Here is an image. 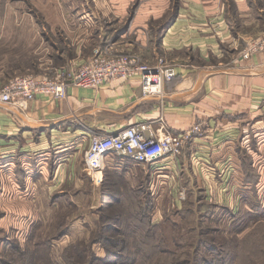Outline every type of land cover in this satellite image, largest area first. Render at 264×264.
Wrapping results in <instances>:
<instances>
[{
    "label": "crops",
    "instance_id": "0c3cea01",
    "mask_svg": "<svg viewBox=\"0 0 264 264\" xmlns=\"http://www.w3.org/2000/svg\"><path fill=\"white\" fill-rule=\"evenodd\" d=\"M13 1L3 0L0 13V90L28 72L53 75L70 55L41 21L52 33L57 26L65 32L73 53L68 62L82 60L81 49L94 36L91 30L80 36L82 4L72 1V14L59 10L41 19L10 13ZM186 2L162 37L176 75L159 92L144 93L140 73H134L98 87L69 85L64 98L39 94L24 107L0 101L1 209L9 206L6 200L47 195L50 202L69 186L81 191L91 181L84 168L91 136L137 122H149L159 135L182 133L195 123L203 131L180 154L155 164L108 156L100 173L107 187L146 186L152 199L162 200L198 192L232 211L264 205V49L248 48L264 36V0Z\"/></svg>",
    "mask_w": 264,
    "mask_h": 264
},
{
    "label": "rangeland",
    "instance_id": "374dc122",
    "mask_svg": "<svg viewBox=\"0 0 264 264\" xmlns=\"http://www.w3.org/2000/svg\"><path fill=\"white\" fill-rule=\"evenodd\" d=\"M2 1L0 13L5 9ZM72 1L82 4L80 36L89 30L94 36L82 47V60L71 63L68 59L73 53L65 32L57 26L52 33L49 24L41 21L42 30L57 40L53 43L62 42L70 54L59 67H76L96 49L104 48L111 55L126 54L147 65L152 74L160 65L174 66L161 41L187 0H15L9 12L41 19L44 13L59 10L60 15H70ZM26 74L36 75H22ZM91 181L81 191L69 186L67 192L53 194L50 202L47 195H40L41 199L32 201L6 200L9 206L1 209L0 201V264H67V257L68 264H146L149 256L153 258L149 264H264L260 256L264 255V240L252 230L256 222L264 221V205L232 211L196 192L180 199L177 195L167 200L154 198L147 214L144 198L126 200L124 195L132 193L125 192L115 199L113 191L109 193L112 187ZM151 246H158L154 250L158 257Z\"/></svg>",
    "mask_w": 264,
    "mask_h": 264
},
{
    "label": "built area",
    "instance_id": "2783aa9c",
    "mask_svg": "<svg viewBox=\"0 0 264 264\" xmlns=\"http://www.w3.org/2000/svg\"><path fill=\"white\" fill-rule=\"evenodd\" d=\"M258 49H264V36L254 40L249 47V50ZM150 70L126 54L111 55L108 48L96 49L86 62L76 67H59L54 75L26 74L10 78L0 90V101L24 107L28 100L39 94L64 98L69 85L98 87L110 79H128L134 73H140L144 93H156L163 81L176 75L175 67L168 64L156 68L155 74L149 73ZM202 131V124L195 123L182 133L159 135L149 122H137L113 133L94 134L84 152V168L92 181L99 182L108 156L118 155L155 164L164 155L180 154L193 134ZM180 194L182 198L183 192Z\"/></svg>",
    "mask_w": 264,
    "mask_h": 264
},
{
    "label": "trees",
    "instance_id": "16d2710c",
    "mask_svg": "<svg viewBox=\"0 0 264 264\" xmlns=\"http://www.w3.org/2000/svg\"><path fill=\"white\" fill-rule=\"evenodd\" d=\"M101 185H104L107 189H112L111 187L109 188V187H107L106 185H105V183L104 182H101L100 183ZM101 185H100V188H101ZM113 191V195H112V197H114L115 199H119V195L121 194V193H125V192H130V193H132V196H125L124 195V197H123V199H129V200H132V199H135V200H141V199H143L144 198V209L146 208L147 209V214L149 213V209H150V206L152 205V197H151V195H150V193L147 191V189H146V186H142V187H131V186H129V185H127L124 189H112L111 191H109V193L110 192H112ZM104 193H106V190L104 191ZM111 195V194H110ZM258 205H260L259 203H256V204H253L252 205V207H254V209H259V207H258ZM220 207H222V208H224V209H227V210H231V209H229V208H227V207H224V206H221V205H219ZM143 208V207H142ZM240 209H243V208H240ZM253 209H251V212H253L252 211ZM243 211H245V209H243L242 210V212ZM246 211H248V210H246ZM249 212V211H248ZM211 214H213V213H211ZM210 214V215H211ZM253 214H255V213H253ZM143 215H145V214H143ZM261 217V216H260ZM261 219V218H260ZM264 222V221H263ZM262 222V220H259L258 222H256L255 224H254V226H253V232L255 233V235L256 236H260L261 238H259V240L261 239V241L262 240H264V223ZM260 231V232H259ZM80 240V239H79ZM260 241V242H261ZM263 245V248H264V244H262ZM75 247H76V245H75ZM156 247H158V246H156ZM156 247L154 248V247H150V251L152 252V253H154L157 257L159 256V253L157 252L156 253V251H154L155 249H156ZM143 251V250H142ZM142 251H141V253H142ZM159 251V250H158ZM74 252L76 253V257L79 259L80 258V251H79V247H76L75 248V250H74ZM152 253H150V255L152 254ZM263 254V253H262ZM262 254H260V256H264V255H262ZM156 258V257H155ZM76 259V258H75ZM153 259V258H152ZM152 259H150V256H149V258H148V261H145L146 262V264H149L150 262H151V260ZM100 260H102L103 261V259H100ZM105 261V260H104ZM66 262H67V264L68 263H70V261L68 260V257H67V260H66ZM144 262V263H145ZM141 263H143V262H141ZM103 264H116V262H114V263H108V262H106L105 261V263H103ZM130 264H137V262H135V261H133L132 263H130Z\"/></svg>",
    "mask_w": 264,
    "mask_h": 264
}]
</instances>
